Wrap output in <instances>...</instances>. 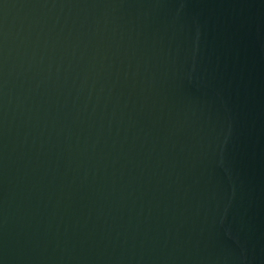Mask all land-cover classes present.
<instances>
[{"label":"water","instance_id":"1","mask_svg":"<svg viewBox=\"0 0 264 264\" xmlns=\"http://www.w3.org/2000/svg\"><path fill=\"white\" fill-rule=\"evenodd\" d=\"M0 264H264V0H0Z\"/></svg>","mask_w":264,"mask_h":264}]
</instances>
